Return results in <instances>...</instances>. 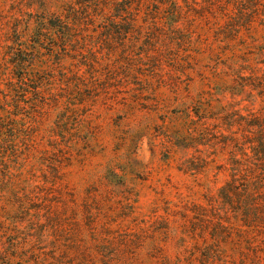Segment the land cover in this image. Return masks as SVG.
Wrapping results in <instances>:
<instances>
[{"label": "rangeland", "instance_id": "1", "mask_svg": "<svg viewBox=\"0 0 264 264\" xmlns=\"http://www.w3.org/2000/svg\"><path fill=\"white\" fill-rule=\"evenodd\" d=\"M51 1L0 0V126L16 133L0 171V264H173L183 212L216 198L236 163L264 158V26L212 24L264 10L111 0L114 23L64 40L35 26ZM22 75L27 91L9 100Z\"/></svg>", "mask_w": 264, "mask_h": 264}, {"label": "trees", "instance_id": "2", "mask_svg": "<svg viewBox=\"0 0 264 264\" xmlns=\"http://www.w3.org/2000/svg\"><path fill=\"white\" fill-rule=\"evenodd\" d=\"M237 1L251 2L254 8L260 7L264 10V0ZM134 2L135 0H120L118 3H121L120 5L123 7L121 9L128 10L134 7ZM216 2L217 0H193L195 6H198L200 10L206 8V11L211 9ZM49 7L50 9L46 11L45 16L35 22V26L44 25L47 30L55 31L66 40L79 26L83 29V26L92 25L98 21H102L106 25L114 23L113 18L107 20V17L112 15L116 6L112 4L111 0H52ZM127 15H130V20L126 22L128 31L132 30L136 15L132 12ZM245 16V14H239L238 17H230L228 21L225 19L222 23L216 21L212 24L218 25V28L233 25L234 29L253 24L264 26V14L259 18ZM177 17V14L174 16L173 13H170V16L165 18V23L170 24L172 27H178L181 20ZM118 31L124 32L125 29L119 27ZM18 44L19 49H22V44ZM18 51L20 50L13 51V54ZM24 62L17 60L11 62V65L14 67L19 65L20 69L24 70ZM28 79L26 75H22L19 78L9 80V84H7V86L9 85L7 90L9 100H12V96L19 88L22 89V92L27 91ZM256 129H258V134L264 133L262 123L257 124ZM13 131L11 128L2 129L0 126V171L7 163L6 157L12 156L14 153L13 144L16 133ZM255 147L256 155H264L263 139H261V149H258L257 145ZM243 156H246V154ZM255 161L256 163L249 164L244 158L243 164L236 163L241 169L237 173L231 174L232 177L219 188L216 198L206 199L207 203L204 205H193V209H189L190 218L188 211L187 214L183 212L181 218L186 220L188 225L183 226L181 229L184 235L174 242L177 247L176 256L172 261L170 258L164 257L163 261L165 263L264 264V158ZM250 185L249 193L248 187ZM244 192L247 193L246 196L243 195ZM233 195H237L239 198V202L235 206H231ZM258 199H260V203L254 202ZM225 202L234 211L233 215L237 220L234 225L240 231L237 235H232V230H235V228L227 225H231V223L228 222L229 218H225ZM205 233H208V237L204 236ZM75 258L70 257L66 264H92L86 258L77 260ZM145 258V261L150 260L147 256ZM110 260L118 263L112 257H110Z\"/></svg>", "mask_w": 264, "mask_h": 264}]
</instances>
